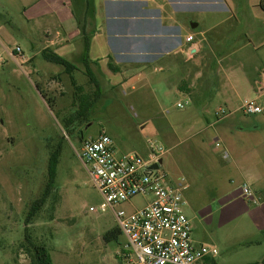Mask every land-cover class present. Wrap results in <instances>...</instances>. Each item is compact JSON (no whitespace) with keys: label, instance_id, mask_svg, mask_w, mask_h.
I'll return each mask as SVG.
<instances>
[{"label":"rangeland","instance_id":"rangeland-1","mask_svg":"<svg viewBox=\"0 0 264 264\" xmlns=\"http://www.w3.org/2000/svg\"><path fill=\"white\" fill-rule=\"evenodd\" d=\"M31 12H24L20 0H0V264H30L28 241L44 246L53 264H127L121 251L128 240L112 211H90L103 199L77 155L83 139L101 132L113 139L118 155L148 159L151 144L163 150L158 171L181 189L192 238L215 246L219 264L261 261L264 242L246 244L260 236L249 217L222 224L215 214L222 191L242 186L233 158L215 147L214 112L222 104L193 95L178 108L187 100L182 93L156 102L152 67L114 87L99 76L97 95L86 73L66 72L44 58L41 21L53 18ZM248 67L252 74L264 71V51ZM82 108L87 118L74 119L70 135L65 120ZM152 200L137 196L116 209L132 213ZM209 206L213 214L205 215ZM112 233L117 235L108 239Z\"/></svg>","mask_w":264,"mask_h":264},{"label":"crops","instance_id":"crops-1","mask_svg":"<svg viewBox=\"0 0 264 264\" xmlns=\"http://www.w3.org/2000/svg\"><path fill=\"white\" fill-rule=\"evenodd\" d=\"M20 1L25 13L31 9L32 16L53 18L41 21L46 50L76 71L86 73L83 57L88 44V70L98 83L100 76L119 86L152 67L156 102L182 93L186 99L204 95L221 103L212 125L216 142L221 143L222 155L229 152L225 159L233 158L242 186L260 202L248 204L242 186L226 187L215 214L222 224L249 217L254 234L262 235L264 114L245 115L240 107L252 98L264 104V71L255 69L252 74L248 67L256 53L264 51V0ZM189 35L195 37L192 43L186 41ZM224 107L227 116L218 118L217 111ZM203 209L205 215L213 214L210 206Z\"/></svg>","mask_w":264,"mask_h":264},{"label":"built area","instance_id":"built-area-1","mask_svg":"<svg viewBox=\"0 0 264 264\" xmlns=\"http://www.w3.org/2000/svg\"><path fill=\"white\" fill-rule=\"evenodd\" d=\"M194 40V35L186 38L188 43ZM190 103L187 99L177 107L184 108ZM240 110L245 115L264 114V104L245 99ZM227 114L228 110L222 108L216 113L218 118ZM154 146L151 144V154L144 159L135 154L118 155L113 139L106 132L83 140L77 155L103 199L99 208L91 207L90 211H112L121 234L128 240L121 251L127 264H199L207 257H215L218 254L215 246L193 242L192 224L183 210L181 189L164 173L152 168L164 154ZM215 146L222 147L220 142ZM223 157L228 158L227 151ZM242 191L250 204H258L248 186H243ZM137 196H153V200L132 213L116 209Z\"/></svg>","mask_w":264,"mask_h":264},{"label":"trees","instance_id":"trees-1","mask_svg":"<svg viewBox=\"0 0 264 264\" xmlns=\"http://www.w3.org/2000/svg\"><path fill=\"white\" fill-rule=\"evenodd\" d=\"M87 50H88V44L86 45V53L84 54V57H83L84 65L86 67V74L90 77L91 82L94 83V85L96 86L97 95H100L99 83L88 70ZM44 58L49 62L58 64V65L64 67L66 72H71L72 70H76V67L73 64L69 63L67 60H65L64 58L55 54L54 52L47 51V50L44 51ZM112 69L116 70L114 68H112ZM87 111H88V109L84 110V108H82L76 112V115L74 117H71L70 119L69 118L66 119L65 120L66 128L69 130L70 125L74 121H76L74 119H77L78 121L81 119L85 120L87 118V113H88ZM72 133L73 132L70 129L69 134L71 135ZM80 139H82V137H80ZM83 140H82V142H83ZM55 161H56V153L49 160V173H50L51 179H53V175H54ZM118 232L121 233L119 229H118ZM115 235H117V234L116 233L109 234L108 239L110 237L113 238ZM262 242H264V232L258 238L254 239L250 242H247L246 244L247 245H258ZM28 243H30V244H28V249H27V252L30 253V259H31L30 264H53L51 255H50L49 251L44 246L36 244V243H32L30 241H28ZM22 247H24V245H22ZM203 261H204V264H218L216 259H214V257H207ZM250 264H264V258L259 262L250 263Z\"/></svg>","mask_w":264,"mask_h":264},{"label":"water","instance_id":"water-1","mask_svg":"<svg viewBox=\"0 0 264 264\" xmlns=\"http://www.w3.org/2000/svg\"><path fill=\"white\" fill-rule=\"evenodd\" d=\"M193 27H194V26H193ZM161 162H162V161L159 160L158 163H156V164H154V165L152 166V168H153V169H158L159 164H161Z\"/></svg>","mask_w":264,"mask_h":264}]
</instances>
